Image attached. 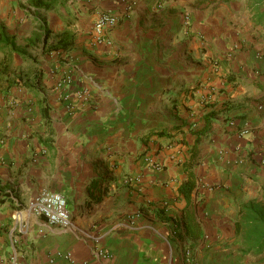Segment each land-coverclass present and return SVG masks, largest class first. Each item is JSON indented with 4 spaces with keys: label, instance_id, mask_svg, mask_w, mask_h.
I'll use <instances>...</instances> for the list:
<instances>
[{
    "label": "crops",
    "instance_id": "crops-1",
    "mask_svg": "<svg viewBox=\"0 0 264 264\" xmlns=\"http://www.w3.org/2000/svg\"><path fill=\"white\" fill-rule=\"evenodd\" d=\"M199 2L0 0V40L26 51L0 43V264H264L235 231L264 190V23L251 0ZM45 191L71 227L28 209Z\"/></svg>",
    "mask_w": 264,
    "mask_h": 264
},
{
    "label": "built area",
    "instance_id": "built-area-1",
    "mask_svg": "<svg viewBox=\"0 0 264 264\" xmlns=\"http://www.w3.org/2000/svg\"><path fill=\"white\" fill-rule=\"evenodd\" d=\"M117 22L116 16L110 12H101L98 17L96 18L94 22V40L97 42H106L108 41L107 38V32L109 29ZM190 23V18L188 15L184 17V25L188 26ZM214 73L219 72V68L214 66L213 71ZM223 78V77H222ZM226 81V78H223V81ZM73 83V76L71 74H64L62 78V82L59 84L60 88L65 90V93L63 94L64 98H70L69 94H66V89L68 86H71ZM210 87V94L207 93L204 96H201L202 101H207L209 99L212 93H214V90L217 89L214 85L209 86ZM199 86H195L193 89H198ZM85 93L82 89L76 90V98H84ZM69 107H73L72 103L69 104ZM233 123V121L231 122ZM243 133L247 132V129L241 130ZM146 163L151 165L154 169H161L162 163L159 160H154L149 156L145 157ZM66 199L65 197L58 192H52V191H45L38 195L36 198L32 199L28 205V209L30 211H33L39 215H43L49 222L57 224L61 227H71L72 226V220L70 218L69 212L66 207ZM15 219L20 218V213L17 212L13 216ZM98 253L102 256H107V252L99 250ZM183 258L186 264H192L193 263V256L190 249H185L183 251Z\"/></svg>",
    "mask_w": 264,
    "mask_h": 264
},
{
    "label": "trees",
    "instance_id": "trees-1",
    "mask_svg": "<svg viewBox=\"0 0 264 264\" xmlns=\"http://www.w3.org/2000/svg\"><path fill=\"white\" fill-rule=\"evenodd\" d=\"M31 6L53 9L59 0H27ZM251 11L257 23H264V0H251ZM0 43L8 44L13 51L25 55L24 47L16 45L9 38L0 40ZM194 187V180L189 178L179 186V193L191 201V192ZM240 218L235 223V231L242 235L245 246V253L259 254L264 252V190L261 200H249L241 205Z\"/></svg>",
    "mask_w": 264,
    "mask_h": 264
},
{
    "label": "rangeland",
    "instance_id": "rangeland-1",
    "mask_svg": "<svg viewBox=\"0 0 264 264\" xmlns=\"http://www.w3.org/2000/svg\"><path fill=\"white\" fill-rule=\"evenodd\" d=\"M200 2L199 3H204L206 0H199Z\"/></svg>",
    "mask_w": 264,
    "mask_h": 264
}]
</instances>
